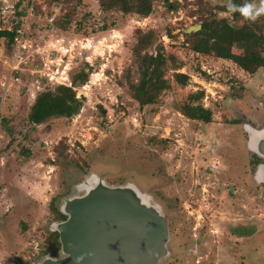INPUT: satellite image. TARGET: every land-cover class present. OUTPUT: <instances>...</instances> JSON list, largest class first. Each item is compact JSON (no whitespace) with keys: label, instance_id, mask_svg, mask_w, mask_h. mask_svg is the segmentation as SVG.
<instances>
[{"label":"rangeland","instance_id":"obj_1","mask_svg":"<svg viewBox=\"0 0 264 264\" xmlns=\"http://www.w3.org/2000/svg\"><path fill=\"white\" fill-rule=\"evenodd\" d=\"M254 2L259 5V0ZM36 4V11L26 19L30 37L47 39L41 24L46 14L52 15L58 28L53 39H64L63 45L89 40L85 49L74 47L69 77L84 65L92 73L86 85L75 88L85 98L77 116L50 118L33 126L27 116L35 97L58 85L31 75L32 66L13 72L15 50H8L0 40V264H32L43 256L54 233L49 226L59 221L49 209L51 200L58 197L59 208L75 181L88 172L111 185L130 180L159 202L171 218L173 247V255L162 264H194V257L205 260L203 264H234L233 244L239 240L235 238L255 231L264 238V184L250 182L255 167L244 147L246 135L238 128L245 122L257 129L264 125V68L247 75L227 59L195 54L183 33L200 26L210 11L235 27L246 23L214 9L225 0L156 2L146 18L103 14L98 0H37ZM30 5L31 0H0V29L14 27L20 8L25 18ZM65 14L69 23L62 27ZM247 25L264 33V14ZM103 26L107 29L101 30ZM138 29L152 34L148 53L161 45L175 59L165 75L171 88L160 94L156 105L144 108L122 85L127 70L136 72L131 46ZM257 41L234 43V54L258 48L253 46ZM175 74L189 80L182 85ZM199 91L204 92L202 106L213 114L208 124L189 120L178 111L190 94ZM235 139L242 150L235 156L237 162L244 161L242 184L233 173V157L240 147ZM159 176L165 178L166 204L157 186ZM199 188L206 190L200 191L202 198L190 200V190L199 192ZM174 196L181 199L174 202ZM190 227L203 229L198 248L202 252L175 259L176 233L183 229L182 235L192 240ZM251 260L264 264L261 242Z\"/></svg>","mask_w":264,"mask_h":264},{"label":"water","instance_id":"obj_2","mask_svg":"<svg viewBox=\"0 0 264 264\" xmlns=\"http://www.w3.org/2000/svg\"><path fill=\"white\" fill-rule=\"evenodd\" d=\"M238 128L246 135L247 154L261 160L250 182L264 184V125L257 129L245 122ZM59 211L65 219L49 226L58 234L57 254L32 264H162L173 255L169 217L152 194L130 180L111 185L88 172L60 201Z\"/></svg>","mask_w":264,"mask_h":264},{"label":"trees","instance_id":"obj_3","mask_svg":"<svg viewBox=\"0 0 264 264\" xmlns=\"http://www.w3.org/2000/svg\"><path fill=\"white\" fill-rule=\"evenodd\" d=\"M59 2L60 0H51ZM70 1V0H69ZM156 2L168 4L169 0H98L101 13L121 12L123 15H137L146 18L153 12ZM235 4H241L243 0H233ZM200 3V2H199ZM19 7V4H16ZM215 10L227 13L224 4L215 6ZM19 21L15 23L16 28L22 17L23 8L19 10ZM262 15V14H261ZM258 15L257 17H260ZM234 19H242L246 24L242 27H235L226 18H218L210 11L200 23V30L197 32L183 33L185 43L191 52L203 56L213 55L217 58L227 59L247 75L255 74L259 69L264 68V33L262 30L248 26L249 19L244 18L239 12L231 13ZM69 23V14L63 16L62 24ZM113 25V24H112ZM107 29L105 26L101 30ZM134 42L131 46V55L136 61V72L126 71L123 87H126L130 97L140 108L156 105L160 94L171 88L170 82L165 75L170 63L175 59L172 55H166L161 45H156L154 53L146 51L151 38V32H144L140 29L133 33ZM14 29H0V40L3 39L8 50L14 48ZM258 40L253 46L241 54H234L232 45L238 41ZM92 73L90 66L84 65L70 76L71 87L62 85L56 86L53 90H46L39 93L30 107L27 120L28 123L36 126L41 125L50 118L72 119L77 116L85 102V98L77 96L74 88L86 85ZM205 76L204 74H202ZM175 79H181L182 85L189 80L187 76L175 74ZM204 92L199 91L188 96L187 100L178 106L179 113L185 118L198 121L203 124L212 122V111L204 108L201 100ZM239 123L238 121L236 124ZM59 198H53L49 204L51 214L55 220H64L58 208ZM60 244L58 234L51 233L49 244L43 255H56Z\"/></svg>","mask_w":264,"mask_h":264},{"label":"built area","instance_id":"obj_4","mask_svg":"<svg viewBox=\"0 0 264 264\" xmlns=\"http://www.w3.org/2000/svg\"><path fill=\"white\" fill-rule=\"evenodd\" d=\"M36 2L37 0H31L30 7L25 11L26 17L21 19L23 24L16 28H11L14 29L15 33L14 65L11 70L17 74L32 66V68L28 70L31 75H38L52 85H62L73 88L71 86L69 74L67 73L70 63L74 59L72 52L76 45H78L80 49H85L89 44V40L84 39L85 43L82 40L78 42L69 41L68 44L63 45L64 39H53L52 35L56 33L58 28L55 25L54 17L49 14L44 16L43 23L41 24L47 39H44V37H42L41 41L32 39L28 32L30 26H28L26 19L33 14L34 9L36 11L38 5ZM38 18H40V16ZM28 53H30V56H28ZM79 55L81 56L82 52H79ZM36 56L38 57L37 60L39 63L34 65ZM84 59L89 63V58L86 57Z\"/></svg>","mask_w":264,"mask_h":264},{"label":"flooded vegetation","instance_id":"obj_5","mask_svg":"<svg viewBox=\"0 0 264 264\" xmlns=\"http://www.w3.org/2000/svg\"><path fill=\"white\" fill-rule=\"evenodd\" d=\"M238 124V123H237ZM252 127L256 128L254 125L250 124ZM235 144H238L240 145V140L238 139H235ZM242 153V150H241V145L239 147V150L236 151V153L234 154V157H233V163H234V171L233 173L238 176L237 178H239L240 182L242 181L241 180V177L243 176V174H245V170H243V162H237V159H236V155L238 153ZM243 155V154H242ZM250 161L253 163V169L254 167H256L259 163H261V160L256 157L255 155H251L250 157ZM154 181H152L151 185L153 184ZM157 182H160L157 186L158 187H161L160 188V191L162 192V194L160 195V197L163 198V202L166 204V202H168L169 198H166L165 195H168L167 193H165V188L163 187L164 183H165V178L163 176H159ZM242 184V182H241ZM200 191H206L204 188H199V192H196V191H191L190 190V193H189V198L190 200H193V201H199L202 197V194ZM172 201H176V200H180L181 198L179 196H174L172 197ZM170 227H171V218L169 219V230H170ZM194 231V234L191 235L192 240H189L188 237H186L185 235H182V231L183 229H179V231H177V236H178V239L175 240L173 243H174V246H175V250H176V254L174 256L175 259H181L183 256L185 255H192V256H195L197 253H200L202 252V250H198V248H201V243H200V238L201 236L199 235L203 229L202 228H196V227H190L189 231ZM245 232V231H244ZM237 233V232H236ZM235 236V235H233ZM187 238L186 240L185 239H182V238ZM235 239H241V241L239 242V240H235L238 241L236 244H233L235 246V252L233 253V256H232V261L234 264H255L251 258L253 257L254 253H258V248H259V245H260V242L264 245V238H262L260 236V234L258 233V231H255L253 233H251L250 236H246L245 233L244 235H240L238 238H235ZM239 243V244H238ZM233 246V247H234ZM232 249V248H231ZM188 253V254H187ZM209 257H210V253L207 254ZM206 254L204 255V257H208ZM199 259H202L201 256H198ZM205 260H195V257H194V260H193V263L194 264H203ZM178 264V263H176Z\"/></svg>","mask_w":264,"mask_h":264},{"label":"clouds","instance_id":"obj_6","mask_svg":"<svg viewBox=\"0 0 264 264\" xmlns=\"http://www.w3.org/2000/svg\"><path fill=\"white\" fill-rule=\"evenodd\" d=\"M224 7L227 13L239 12L249 20H255L258 15L264 14V0H259L258 6L254 0H243L241 4H235L233 0H225Z\"/></svg>","mask_w":264,"mask_h":264},{"label":"crops","instance_id":"obj_7","mask_svg":"<svg viewBox=\"0 0 264 264\" xmlns=\"http://www.w3.org/2000/svg\"><path fill=\"white\" fill-rule=\"evenodd\" d=\"M2 259V257L0 256V260Z\"/></svg>","mask_w":264,"mask_h":264}]
</instances>
